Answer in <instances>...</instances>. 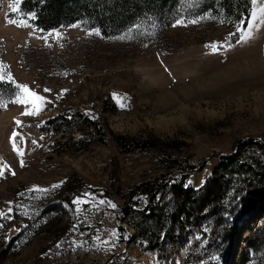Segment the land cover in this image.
<instances>
[{"label":"rangeland","instance_id":"1","mask_svg":"<svg viewBox=\"0 0 264 264\" xmlns=\"http://www.w3.org/2000/svg\"><path fill=\"white\" fill-rule=\"evenodd\" d=\"M13 3L0 0V72L44 101L38 102L35 116L22 115L33 110L31 105L0 108V264H255L250 243L264 209L256 214L258 223L247 227L249 239L246 229L236 241H228L227 234L232 229V237L239 236V219L264 205L261 163L251 161L256 172L247 175L249 181L234 176L218 187L235 188L223 220L202 212L194 227H185L181 240L171 238L166 256L145 249L124 221V211L136 199L140 206L147 203L144 196L136 198L138 186L165 172L168 157L207 159L187 180L196 188L207 187L219 151L232 152L240 137L264 134V27L246 44H235L233 37L234 48L214 51L210 45L227 43L241 24L206 18L106 37L89 35L94 28L82 24L45 31L34 19L27 21L31 27L9 23L30 15L20 3L14 12ZM257 6L264 2L258 0ZM44 36L47 40L38 38ZM12 87L0 82L5 98ZM75 108L117 135L153 142L124 153L114 138L100 142L76 128L55 132L51 122ZM14 130L22 157L13 148ZM259 159L264 165V155ZM79 179L86 190L74 197L67 190ZM131 194L134 199L128 201ZM100 200L116 208L96 204Z\"/></svg>","mask_w":264,"mask_h":264},{"label":"trees","instance_id":"2","mask_svg":"<svg viewBox=\"0 0 264 264\" xmlns=\"http://www.w3.org/2000/svg\"><path fill=\"white\" fill-rule=\"evenodd\" d=\"M21 6L28 14H35V23L45 31L82 24L85 27L98 28L106 37L115 33L165 28L186 14L195 17L208 14L212 17L208 18L212 22L236 26L241 24L242 19L246 24L248 14L252 11L250 0H200L199 6L195 8L179 4L178 0H22ZM84 21L86 23H82ZM153 23L155 27L152 26ZM136 25L140 27L137 29ZM57 117L51 122L55 132H66L64 127L76 128L84 136H92L100 142L107 143L114 138L124 153L141 151L153 142L117 135L95 117L78 108ZM250 150L259 151L258 159L264 155V134L237 139L232 152L219 151L217 154L220 161L209 179V184L202 188L189 185L187 180L190 174L207 164V159L197 158L195 155L186 158L168 157L165 172L138 186L140 194L136 198L146 197L147 203L144 206L137 203L138 199L133 201V194L126 198L134 203L126 206L124 221L136 231L145 249L156 252L161 257L166 256L168 248L173 246L171 238L181 240L185 227L192 228L198 223L197 220L202 219L199 214L211 211L212 214L220 215L223 220L222 214L230 213L229 193L235 191V188L221 191L218 187L227 184L231 176L249 181L245 163L255 165L253 162L251 164L254 160H250L247 155ZM258 163L262 161L259 159ZM84 185L82 179H79L67 193H73L77 197L81 191L86 190ZM261 210L263 208L259 206L256 213ZM227 239H233L232 229L229 230ZM250 247L254 252L253 262L264 264V252L261 250L264 248V217Z\"/></svg>","mask_w":264,"mask_h":264},{"label":"snow or ice","instance_id":"3","mask_svg":"<svg viewBox=\"0 0 264 264\" xmlns=\"http://www.w3.org/2000/svg\"><path fill=\"white\" fill-rule=\"evenodd\" d=\"M199 2L200 0H178L179 4L182 5H187L188 7H198L199 6ZM262 2H264V0H262ZM20 3V0H14L13 3V11L14 12H19V8L17 7V5ZM251 6H252V11L248 14V18L245 24V21L242 19L241 20V26L237 28V31L234 33H230L229 36L227 37V43L225 44H221L219 46V48L217 47V45L213 44L210 45V47L213 48L214 51L223 49L225 51L231 50L232 48L235 47V44H246L248 43L250 40H252L254 38V35L257 31H259V29L261 27H264V7H258V0H250ZM35 18V14H30L29 16L23 18L20 21H17L15 19H9V23H13V24H18L19 26H23V27H31L30 24L27 23L28 20L34 19ZM206 18H212L210 15L208 14H200L198 16H196L195 18L192 19H188L185 16H181L180 18L176 19L175 22L173 23V27L182 25V26H187V24L191 23V24H197L200 20L206 19ZM82 23H86V21L82 22ZM80 24H73L70 25V27H80ZM153 27H155V23H153L152 25ZM137 29L140 27L139 25L135 26ZM38 31H43V30H38ZM53 33H49V35H52ZM88 34L89 35H101V32L98 28L96 29H89L88 30ZM154 33H150V32H146L144 33V35H153ZM55 35L57 37V39L60 38L61 34L57 31L55 32ZM233 37H237L235 44L232 43V39ZM40 39H44L47 40V37H38ZM125 36H120L118 37V39H125ZM50 46V45H49ZM147 46V45H145ZM0 67H3L2 62H0ZM0 82H4L7 84L12 85L13 87L11 89H9L8 92V98H5V93L3 91H0V108H7L9 103L12 104H18V105H24L26 108L28 105H31L33 110L28 111L26 110L25 112L22 113V115H27V116H35L38 115L40 112V108L38 105V102L44 101V97L37 95L34 91H32L27 85H21L18 84L14 81V79L11 78V76L9 75L6 79V77L4 76V74L2 72H0ZM45 91H50L48 89H45ZM67 91V90H65ZM17 126H20L22 121H20L19 119H17L15 121ZM18 133L14 130L12 133V140H13V148L14 150L17 151V154L20 155L21 157L23 156V153L17 148V145L15 143L16 137H17ZM41 139H43V137H41ZM33 144L37 143L36 141H32ZM20 166L24 167V160L21 158L20 160ZM11 174L13 176L16 175L15 171H12ZM0 177H4V169L0 168ZM53 187H59V185H55ZM39 189H33V191H36ZM45 192L48 190H44ZM74 203L79 204L80 201H75ZM96 204H108V206L112 209L116 208V205L109 202V201H104V200H100L98 202H96ZM93 207H95V204H93ZM77 212L80 211L79 208L76 209ZM3 213H0V216H2ZM0 227H2V225H0ZM113 235H115V233H113ZM104 243H108L107 241ZM116 245L112 244V247L114 248Z\"/></svg>","mask_w":264,"mask_h":264},{"label":"bare ground","instance_id":"4","mask_svg":"<svg viewBox=\"0 0 264 264\" xmlns=\"http://www.w3.org/2000/svg\"><path fill=\"white\" fill-rule=\"evenodd\" d=\"M191 67V66H190ZM186 69V67L185 68H182V70L184 71ZM226 77V76H225ZM248 136H251V135H247V136H243V137H248ZM241 138V137H240ZM236 142V141H235ZM234 145H235V143H234ZM233 145V146H234ZM248 156H249V158L250 159H254V161L255 162H259V159L257 158L258 157V155H256V154H254L253 152H250L249 154H248ZM246 164V168H245V172H246V174H250V172H256V171H254L253 170V165L251 166V165H249L248 164V162H246L245 163ZM252 164V163H251ZM260 167H264V165H263V163H261L260 164ZM213 176V175H212ZM235 178H234V176H231V177H229V180L227 181V183L229 182V181H233ZM237 180H239V182H241V181H243V180H241V178H237ZM199 198H200V196H199ZM261 205V204H260ZM261 208H263L264 209V205H262V206H260ZM257 213H255V214H245V216L244 217H242L241 219H240V226L239 225H237L236 227H238V230H239V236H237L236 238H234L235 240L237 239H239L240 237H241V233L243 232V230H247L246 231V233H245V238L247 237V239H249L250 238V235H249V228H247V227H252L253 225H255L256 223H258V221L259 220H256L255 221V219L256 218H258V216L256 215ZM257 216V217H256ZM247 224V225H246ZM242 228V229H241ZM244 228V229H243ZM233 235V234H232ZM234 241V240H233Z\"/></svg>","mask_w":264,"mask_h":264},{"label":"water","instance_id":"5","mask_svg":"<svg viewBox=\"0 0 264 264\" xmlns=\"http://www.w3.org/2000/svg\"><path fill=\"white\" fill-rule=\"evenodd\" d=\"M256 208H258V206ZM255 212H256L255 209L252 210V211L250 209L247 210V214H255Z\"/></svg>","mask_w":264,"mask_h":264}]
</instances>
